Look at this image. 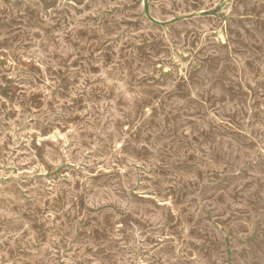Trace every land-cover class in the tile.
I'll return each mask as SVG.
<instances>
[{
	"label": "rangeland",
	"instance_id": "1",
	"mask_svg": "<svg viewBox=\"0 0 264 264\" xmlns=\"http://www.w3.org/2000/svg\"><path fill=\"white\" fill-rule=\"evenodd\" d=\"M0 264H264V0H0Z\"/></svg>",
	"mask_w": 264,
	"mask_h": 264
},
{
	"label": "bare ground",
	"instance_id": "2",
	"mask_svg": "<svg viewBox=\"0 0 264 264\" xmlns=\"http://www.w3.org/2000/svg\"><path fill=\"white\" fill-rule=\"evenodd\" d=\"M237 1V0H236ZM231 2V1H230ZM240 2V1H239ZM194 4V3H193ZM192 4V5H193ZM217 4V3H216ZM237 4V3H236ZM195 5V4H194ZM196 7V6H195ZM235 9V8H234ZM233 9V10H234ZM191 13H193V11H191ZM230 14V13H229ZM233 14H235L234 13V11H233ZM182 16V15H181ZM193 17V16H192ZM196 17V16H195ZM176 18V17H175ZM194 18V17H193ZM227 20H229V19H227ZM225 23V22H224ZM225 28V27H224ZM224 35V34H223ZM222 35V36H223ZM220 36V35H219ZM221 37V36H220ZM195 39V38H194ZM229 40V39H228ZM192 41H193V39H192ZM227 42V41H226ZM191 43H193V42H191ZM191 46H193V45H191ZM192 48V47H191ZM254 50V49H253ZM257 50H258V48H257ZM177 51V50H176ZM255 51V50H254ZM111 54V53H110ZM176 57V56H175ZM176 60V59H175ZM107 62V61H106ZM124 62V61H123ZM127 62V61H126ZM179 63V62H178ZM248 63V62H247ZM118 65V64H117ZM247 65V64H246ZM93 66H94V64H93ZM125 66V65H124ZM94 70V69H93ZM90 71V70H89ZM88 71V72H89ZM97 71V70H96ZM120 72V71H119ZM184 72V71H183ZM253 73V72H252ZM253 79H254V77H253ZM117 81V80H116ZM61 82V81H60ZM71 84V83H70ZM63 85V84H62ZM64 86H66V85H64ZM61 87V86H60ZM64 90V89H63ZM63 92V91H62ZM58 93V92H57ZM81 94V93H80ZM250 96H251V94H250ZM249 96V97H250ZM38 97V96H37ZM52 97V96H51ZM63 97V96H62ZM84 97V96H83ZM35 98V97H34ZM39 99V98H38ZM46 99V98H45ZM55 99V98H54ZM37 100V99H36ZM40 100V99H39ZM56 100V99H55ZM42 101V100H41ZM39 102V101H38ZM56 103V102H55ZM59 103V102H58ZM42 104V103H41ZM57 104V103H56ZM207 104V103H206ZM73 105V104H72ZM81 106V105H80ZM254 106V105H253ZM71 108V107H70ZM77 109V108H76ZM52 112V111H51ZM77 115V114H76ZM80 115V114H79ZM243 116V115H242ZM232 118H233V116H232ZM42 120V119H41ZM232 120V119H231ZM55 122V121H54ZM235 125V124H234ZM59 126V125H58ZM61 126V125H60ZM44 127V126H43ZM85 127H86V125H85ZM121 127H123V125L121 126ZM129 127V126H128ZM57 131V130H56ZM53 132V131H52ZM54 132H55V130H54ZM58 132V134H59V131H57ZM64 132V131H63ZM61 136V135H60ZM59 137V136H58ZM62 137V136H61ZM60 139V138H59ZM59 142V141H58ZM61 142V141H60ZM62 145V144H61ZM56 148V147H55ZM59 149V148H58ZM59 153V152H58ZM112 155V154H111ZM110 159V158H109ZM66 161V160H65ZM67 163V162H66ZM65 163V164H66ZM49 169H50V167H49ZM52 171V170H51ZM52 173V172H51ZM120 173V172H119ZM59 178V177H58ZM199 179V178H198ZM160 183H162V182H160ZM201 183V182H200ZM64 184V183H63ZM161 185V184H160ZM202 185V184H201ZM199 186V185H198ZM164 189V188H163ZM171 190V189H170ZM133 192V191H132ZM167 192H168V190H167ZM173 194V193H172ZM170 195V194H169ZM62 196V195H61ZM79 196H81V195H79ZM175 196V195H174ZM82 197V196H81ZM166 197V196H165ZM39 198V197H38ZM42 198V197H41ZM168 198H169V196H168ZM178 198V197H177ZM176 198V199H177ZM77 200V199H76ZM178 201H179V199H178ZM72 202V201H71ZM55 203V202H54ZM53 203V204H54ZM63 203V202H62ZM169 203V202H168ZM56 204V203H55ZM175 204V203H174ZM57 205V204H56ZM59 205V204H58ZM233 206V205H232ZM233 207H235V206H233ZM38 208V207H37ZM111 208V207H110ZM169 208V207H168ZM182 208V207H181ZM112 209V208H111ZM44 210V209H43ZM50 210H51V208H50ZM66 210V209H65ZM79 211L81 210V209H78ZM167 210V209H166ZM170 210V209H169ZM176 210V209H175ZM94 212V211H93ZM120 212V211H119ZM122 212V211H121ZM124 212V211H123ZM114 213V212H113ZM58 214V213H57ZM61 214V213H60ZM125 214V213H124ZM122 215V214H121ZM39 216V215H38ZM73 217V216H72ZM128 217V216H127ZM122 218V217H121ZM214 218V217H213ZM219 218V217H218ZM56 219V218H55ZM230 219V218H229ZM39 220V219H38ZM125 221V220H124ZM171 221V220H170ZM46 222V221H45ZM169 222V221H168ZM236 222V221H235ZM234 222V223H235ZM42 223V222H41ZM226 223V222H225ZM53 224V223H52ZM107 224V223H106ZM177 224V223H176ZM217 224V223H216ZM223 224V223H222ZM77 225H78V223H77ZM123 225V224H122ZM169 225V224H168ZM182 225V224H181ZM61 226V225H60ZM98 226V225H97ZM104 226V225H103ZM124 226V225H123ZM174 226V225H173ZM226 226V225H225ZM118 227V226H117ZM179 227V226H178ZM65 229V228H64ZM109 229V228H108ZM219 229V228H218ZM63 230V229H62ZM121 230V229H120ZM124 231V230H123ZM122 231V232H123ZM227 231V230H226ZM180 232V231H179ZM47 233V232H46ZM238 234V233H237ZM242 234V233H241ZM201 235V234H200ZM260 235V234H259ZM162 236V235H161ZM233 237V236H232ZM169 238V237H168ZM227 238V237H226ZM167 239V238H166ZM155 240H156V238H155ZM170 240V239H169ZM227 241V240H226ZM185 242V241H184ZM215 242V241H214ZM160 243V242H159ZM176 243H178V242H176ZM238 243V242H237ZM205 244V243H204ZM215 244H216V242H215ZM222 244V243H221ZM235 244V243H234ZM162 245H164V244H162ZM220 245V244H219ZM240 245V244H239ZM156 246V245H155ZM189 246H191V245H189ZM195 246V245H194ZM204 246V245H203ZM197 247V246H196ZM199 247V246H198ZM218 248V247H217ZM191 249V248H190ZM226 249V248H225ZM178 250H179V248H178ZM186 250H188V249H186ZM185 250V251H186ZM207 251V250H206ZM134 252V251H133ZM190 252V251H189ZM207 253V252H206ZM177 254V253H176ZM186 254H188V253H186ZM198 254V253H197ZM190 255V254H189ZM188 255V256H189ZM206 255V254H205ZM191 256V255H190ZM204 256V255H203ZM192 257V256H191ZM207 257V256H206ZM204 258H205V256H204ZM227 258V257H226ZM158 259V258H157ZM193 259V258H192ZM161 260V259H160ZM163 261V260H162ZM166 261V260H165ZM217 262V261H216ZM137 263V262H136ZM157 263V262H156ZM227 263V262H226Z\"/></svg>",
	"mask_w": 264,
	"mask_h": 264
}]
</instances>
